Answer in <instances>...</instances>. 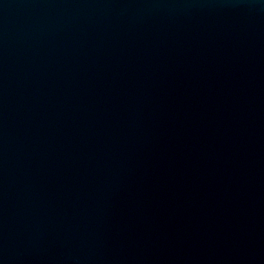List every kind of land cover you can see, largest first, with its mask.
Listing matches in <instances>:
<instances>
[{
  "label": "water",
  "instance_id": "obj_1",
  "mask_svg": "<svg viewBox=\"0 0 264 264\" xmlns=\"http://www.w3.org/2000/svg\"><path fill=\"white\" fill-rule=\"evenodd\" d=\"M0 264H264V0H0Z\"/></svg>",
  "mask_w": 264,
  "mask_h": 264
}]
</instances>
